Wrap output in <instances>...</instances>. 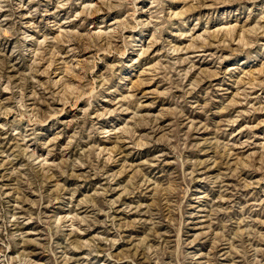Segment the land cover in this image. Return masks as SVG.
<instances>
[{
	"label": "rangeland",
	"instance_id": "1",
	"mask_svg": "<svg viewBox=\"0 0 264 264\" xmlns=\"http://www.w3.org/2000/svg\"><path fill=\"white\" fill-rule=\"evenodd\" d=\"M0 264H264V0H0Z\"/></svg>",
	"mask_w": 264,
	"mask_h": 264
}]
</instances>
